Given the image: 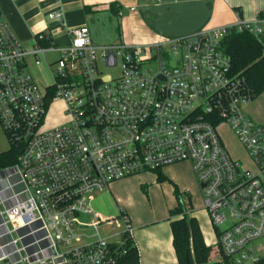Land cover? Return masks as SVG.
I'll return each instance as SVG.
<instances>
[{
  "label": "built area",
  "instance_id": "built-area-1",
  "mask_svg": "<svg viewBox=\"0 0 264 264\" xmlns=\"http://www.w3.org/2000/svg\"><path fill=\"white\" fill-rule=\"evenodd\" d=\"M48 17L65 25L62 12ZM232 30L249 31L264 58V10L254 20L169 43L96 45L90 28L80 25L69 29L70 44L42 47L36 40L30 49L0 8V125L10 143L23 147L16 163L0 168V262L119 264L134 228L122 209L115 217L121 229L115 218L96 217V194L115 181L184 162L203 185L218 259L262 261L264 125L245 112L255 92L222 47ZM50 50L59 56L50 64L54 82L43 87L28 56L40 63ZM59 101L62 121L48 126ZM223 123L256 170L231 156L218 129Z\"/></svg>",
  "mask_w": 264,
  "mask_h": 264
},
{
  "label": "crops",
  "instance_id": "crops-1",
  "mask_svg": "<svg viewBox=\"0 0 264 264\" xmlns=\"http://www.w3.org/2000/svg\"><path fill=\"white\" fill-rule=\"evenodd\" d=\"M132 7L135 10H131ZM0 8L4 19L18 39L31 49L36 44V34L39 32H48L57 46L70 44L72 38L69 29L80 25L90 28L92 40L96 45L169 43L234 24L240 18L246 21L254 20L264 10V0H0ZM56 11L63 13L65 25L48 17ZM48 52L57 53L59 56L57 50ZM55 59L50 60L46 52L44 60L37 63L36 57L29 55V70L31 62L39 66L45 65L53 77L50 64ZM57 104L59 113L63 103L59 101ZM54 120L55 123L52 122ZM59 122L50 116L48 126ZM175 165L178 164L167 166L169 173ZM163 173H166L173 183L176 181L169 177V173ZM156 178L157 175L154 174V179ZM117 182L119 181L112 184ZM175 184L181 191H187L183 189L186 185ZM111 185L106 190L109 193ZM174 189L173 197L176 200ZM96 201L97 198L92 202V209L100 219L115 218L121 209L127 212L134 228L133 237L140 253L141 264H179L173 244L169 211L163 216L154 213L146 215L137 211L129 213L120 200H117V212L104 216L96 209ZM206 215L207 225L203 224L200 218H196L205 242L212 246L213 252L217 249V237L207 212ZM210 231L215 236V245L208 239Z\"/></svg>",
  "mask_w": 264,
  "mask_h": 264
},
{
  "label": "rangeland",
  "instance_id": "rangeland-1",
  "mask_svg": "<svg viewBox=\"0 0 264 264\" xmlns=\"http://www.w3.org/2000/svg\"><path fill=\"white\" fill-rule=\"evenodd\" d=\"M57 56V53L47 52V57L50 60L55 59ZM106 70L116 74V69L108 68ZM29 71L40 86H45L54 82L53 77L50 75L45 65L39 66L31 62ZM57 103L52 105L50 116L52 118L55 117L58 121H62V117L58 113L59 105ZM245 112L254 122L264 125V93L258 95L252 102L247 104L245 106ZM52 122L55 123L56 121L54 120ZM218 129L231 156L240 161L244 168L248 167L252 170H256V166L253 164V160L248 154L245 146L239 141L229 125L223 123ZM9 148L10 142L8 136L0 125V152L6 151ZM172 168L170 173L167 167L163 168L161 172L169 173L170 176H168L176 180L174 183H179L182 186L186 185L183 189H187L189 192L193 207L192 211H188V216L200 218L201 222L207 225L208 219L204 208L203 193L190 163H179ZM154 174L157 175V171L127 177L128 179L125 178L122 179V181L119 180V182L112 184L111 193L106 190L97 193V201L94 203L96 209L103 213L104 216L115 214L117 212V200H120L121 205H123L129 213L137 211L146 215L153 213L157 216L167 215L169 209L177 205V198L175 200L173 197L174 183L170 180L159 182L157 178L154 179ZM185 201L187 203L189 202L188 199H185ZM80 220L86 222L89 220V217L82 215L80 216ZM114 221L115 227L119 229L123 227V222L120 218H115ZM94 231L95 229L86 228V233L92 234ZM101 233L102 235H107L109 231L107 229H101ZM214 237V234L210 231L208 233V239L213 241V244L216 243ZM111 239L114 240L116 237L112 236ZM218 258L217 249H215L211 253L210 259L218 260ZM0 264L5 263L0 262Z\"/></svg>",
  "mask_w": 264,
  "mask_h": 264
},
{
  "label": "trees",
  "instance_id": "trees-1",
  "mask_svg": "<svg viewBox=\"0 0 264 264\" xmlns=\"http://www.w3.org/2000/svg\"><path fill=\"white\" fill-rule=\"evenodd\" d=\"M39 34H36V40L40 46L49 47L55 44L53 38L47 36L40 38ZM221 44L224 51L231 56L234 69L246 76L255 92V98L264 93L262 44L247 30L228 32ZM22 148L21 144L10 143L8 150L0 152V168L16 163ZM157 180L163 182L169 178L161 170H157ZM174 187L178 204L169 210V219L179 264H225L220 259H210L212 246L205 242L198 219L187 214L189 210H193L190 194L181 191L175 183ZM185 199L189 202L187 203ZM122 211L126 212L123 209ZM120 250L119 264H141L140 253L133 238H128ZM258 264H264V259Z\"/></svg>",
  "mask_w": 264,
  "mask_h": 264
},
{
  "label": "water",
  "instance_id": "water-1",
  "mask_svg": "<svg viewBox=\"0 0 264 264\" xmlns=\"http://www.w3.org/2000/svg\"><path fill=\"white\" fill-rule=\"evenodd\" d=\"M201 186H203V185H201Z\"/></svg>",
  "mask_w": 264,
  "mask_h": 264
}]
</instances>
